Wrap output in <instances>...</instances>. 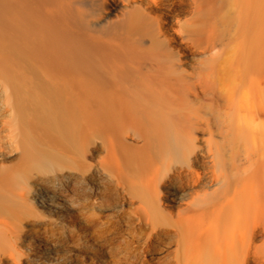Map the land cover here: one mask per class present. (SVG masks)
Listing matches in <instances>:
<instances>
[{"label": "bare ground", "instance_id": "bare-ground-1", "mask_svg": "<svg viewBox=\"0 0 264 264\" xmlns=\"http://www.w3.org/2000/svg\"><path fill=\"white\" fill-rule=\"evenodd\" d=\"M0 264H264V0H0Z\"/></svg>", "mask_w": 264, "mask_h": 264}]
</instances>
